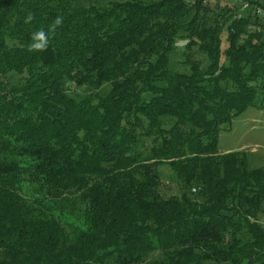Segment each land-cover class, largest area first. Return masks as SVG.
I'll return each mask as SVG.
<instances>
[{
  "label": "trees",
  "instance_id": "trees-1",
  "mask_svg": "<svg viewBox=\"0 0 264 264\" xmlns=\"http://www.w3.org/2000/svg\"><path fill=\"white\" fill-rule=\"evenodd\" d=\"M106 1L0 0V264H264V169L218 149L264 96V0ZM24 180L76 195L74 236Z\"/></svg>",
  "mask_w": 264,
  "mask_h": 264
},
{
  "label": "rangeland",
  "instance_id": "rangeland-1",
  "mask_svg": "<svg viewBox=\"0 0 264 264\" xmlns=\"http://www.w3.org/2000/svg\"><path fill=\"white\" fill-rule=\"evenodd\" d=\"M85 3L82 4L84 5ZM96 3L105 5L107 1L98 0ZM178 43L181 44L182 40H179ZM194 51V56L197 58L201 57L205 63L204 55L196 50ZM185 53L186 50H183L181 44L179 51L171 54L170 67L172 70L187 71V68L182 64L185 60ZM21 78L16 73L10 74V84L15 87L20 86L22 84ZM153 145V138L151 136L143 137L138 150L143 156H147L150 154ZM218 149L220 154L242 151L247 155L250 169H264V96L262 94L258 96L257 108L248 109L244 114L235 118L231 126H227L221 132ZM160 174L162 181L161 192L163 196H180L186 191L169 166H162L160 168ZM22 195L29 205L35 204L37 199L44 201L51 208L52 212L59 217L70 236H74L82 227L83 206L76 199V195L66 194L59 198H52L48 193L41 191L37 186L26 180L22 183ZM258 219L259 223L264 227V211L259 215ZM163 258L164 255L162 252H156L148 258L145 264L162 260Z\"/></svg>",
  "mask_w": 264,
  "mask_h": 264
},
{
  "label": "built area",
  "instance_id": "built-area-1",
  "mask_svg": "<svg viewBox=\"0 0 264 264\" xmlns=\"http://www.w3.org/2000/svg\"><path fill=\"white\" fill-rule=\"evenodd\" d=\"M212 1H215V2L219 1L220 2V1H225V0H212ZM237 2H239L240 5H242L241 12L238 15V18L240 19V18L243 17L244 13L248 12L250 6H249L248 2H243V1H237ZM257 14H259V15L264 17V11H262V10H257ZM193 192H196V189H193Z\"/></svg>",
  "mask_w": 264,
  "mask_h": 264
},
{
  "label": "clouds",
  "instance_id": "clouds-1",
  "mask_svg": "<svg viewBox=\"0 0 264 264\" xmlns=\"http://www.w3.org/2000/svg\"><path fill=\"white\" fill-rule=\"evenodd\" d=\"M57 23H59V21H57ZM39 35H43L42 33H40ZM41 45H36V47H40Z\"/></svg>",
  "mask_w": 264,
  "mask_h": 264
}]
</instances>
